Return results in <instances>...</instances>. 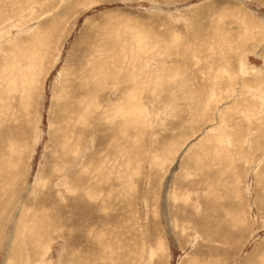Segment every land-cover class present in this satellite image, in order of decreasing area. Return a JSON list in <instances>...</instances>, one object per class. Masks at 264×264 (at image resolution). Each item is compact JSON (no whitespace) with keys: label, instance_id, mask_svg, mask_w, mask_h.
Returning <instances> with one entry per match:
<instances>
[{"label":"rangeland","instance_id":"obj_1","mask_svg":"<svg viewBox=\"0 0 264 264\" xmlns=\"http://www.w3.org/2000/svg\"><path fill=\"white\" fill-rule=\"evenodd\" d=\"M0 264H264V0H0Z\"/></svg>","mask_w":264,"mask_h":264}]
</instances>
